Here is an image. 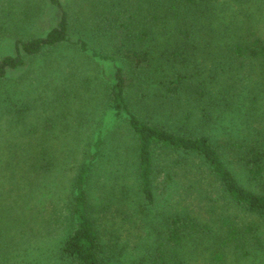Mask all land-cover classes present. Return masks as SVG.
<instances>
[{
  "label": "trees",
  "instance_id": "obj_1",
  "mask_svg": "<svg viewBox=\"0 0 264 264\" xmlns=\"http://www.w3.org/2000/svg\"><path fill=\"white\" fill-rule=\"evenodd\" d=\"M44 55L72 84L32 124ZM0 106V264H264V0H0Z\"/></svg>",
  "mask_w": 264,
  "mask_h": 264
},
{
  "label": "rangeland",
  "instance_id": "obj_2",
  "mask_svg": "<svg viewBox=\"0 0 264 264\" xmlns=\"http://www.w3.org/2000/svg\"><path fill=\"white\" fill-rule=\"evenodd\" d=\"M53 24H54V19L52 17V14L47 10V11H45V14L41 15V17L38 19L37 27L39 29H35V30H38L39 33H44ZM6 41H8V40L5 38L4 42H6ZM65 50H67V49H62L61 50L62 53ZM4 51L7 53H12V51L10 49L8 51L7 50H4ZM56 51L57 50H55L54 52H56ZM70 53L72 55L71 51H70ZM56 54H60V53H56ZM71 55H70V57H71ZM55 56H58V55H55ZM26 61H27L26 62L27 65L22 71H18L16 73H12L10 75L11 76V79H10L11 83H17L19 81V76L23 75V78L20 80L18 86L20 84H22V81L23 82L25 81L24 85L21 88L17 87V95L18 96L16 99L6 96L5 100L7 102L6 106L9 110H10V108L11 109L15 108V105H16V107H18V109L22 108V107H26V108L28 107L29 108V106H30L31 108L29 109V112L27 113V115H29V117H28V118H30L29 121H30V123H32L33 115L36 116V114L38 112H40V110H42L43 108L47 107L46 110L43 112H47L45 114L48 115L49 117H53L54 110L58 111L60 109V106L54 108L53 106H49L48 103L50 102V100L53 99V96H52L53 93L57 92V90L61 91L62 88L65 91L69 90L68 86L71 85L72 82H68L69 79L65 81V78H68V77H65L64 80L62 79L61 81H63V83H64V85H66V87H62V88H60V87L55 88L56 85H54V83L59 81V79L61 78L60 74H63L64 76H68V75L71 76L72 73L69 71L68 66H66L68 61L66 59L63 60L61 58V56H59L58 58H54V56L50 57V56L44 55L42 57H38V58H34V59H27ZM50 62H51V64H50ZM57 62L61 66L57 67ZM53 64H54V66H53ZM65 66L67 67V69L66 68L64 69ZM49 67H52V68L49 69ZM47 68H48V70H47ZM69 68H71V67H69ZM71 77H73V75ZM49 85H50V87H49ZM73 88H76V86H73ZM79 102H80V104H84V103H81V101H79ZM25 104L28 106H24ZM72 107L68 111L71 114H73L72 118H70V120L68 122V125H70V128L68 130L65 128L61 132L57 133L56 141L53 140V142H52L54 144V146L57 147L56 148L57 150L56 149H54V150L57 151V154L60 157V163H61V168H62L61 172L58 174V179L60 180V182L64 183L65 185L67 184V182L70 181V179L74 175V172L76 171L75 168L72 167L73 161L71 159V155L73 153H75V152H72L73 146L78 141H81L82 137H84V136H82V137L77 136V134H74L72 129H71V128H74L76 125L75 124L76 123L75 113H77V110H79L82 106L75 104ZM1 110L2 109L0 106V111ZM24 110H26V109H24ZM13 115H15V114L11 110L9 117H13ZM34 122L32 124H34ZM30 123H29V126L32 125ZM32 136H34V135H30V137H32ZM73 138H75L77 140H75ZM87 139L90 140L89 138H87ZM76 161L78 163H80L81 155H79V156L77 155V157L74 161L75 164H76ZM96 176H97V174L93 176L94 177L93 180H95V178H96L99 181H101V177L99 178L98 176L97 177ZM105 179H107V177H105ZM99 185H100V183H99Z\"/></svg>",
  "mask_w": 264,
  "mask_h": 264
}]
</instances>
